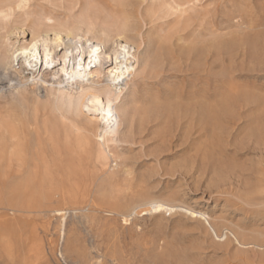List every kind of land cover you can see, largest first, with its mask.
Segmentation results:
<instances>
[{"label": "rangeland", "instance_id": "rangeland-1", "mask_svg": "<svg viewBox=\"0 0 264 264\" xmlns=\"http://www.w3.org/2000/svg\"><path fill=\"white\" fill-rule=\"evenodd\" d=\"M19 1L0 0V264H264L229 233L264 245V0ZM122 27L144 60L126 123L31 86L45 39ZM152 201L175 211L134 212Z\"/></svg>", "mask_w": 264, "mask_h": 264}, {"label": "bare ground", "instance_id": "bare-ground-1", "mask_svg": "<svg viewBox=\"0 0 264 264\" xmlns=\"http://www.w3.org/2000/svg\"><path fill=\"white\" fill-rule=\"evenodd\" d=\"M25 3H27V0H20L19 2H17L18 7H20V6L22 7ZM11 10H13V9L10 6L8 8V11H11ZM3 13H5V12H3ZM78 32H81V30H78ZM54 36H56V38L54 37L55 39L53 38L54 39V40L52 39L53 41H51V40L48 41L47 39H45L43 41V44H45L46 47L42 50V55H41L40 59H43L44 65L47 62L50 64L51 61H50L49 57L51 54L55 53V55H54L55 64L50 68L49 74L47 76L40 74L37 77H32L31 80L29 81L31 86L35 88L38 85H40V86L45 87V88L54 89L57 94L65 95L68 105L74 106L75 108L81 107V105L85 101H89L88 100L89 98L101 100L104 103V107H105V113L104 114L106 115V118L112 116L115 119V122H113L114 129H116L119 126V124L126 123V120H127V117L129 114L127 112L128 110L126 109V105L123 103V101H121L123 90L126 89V86L133 79L137 68L144 63L143 62L144 60L139 58V56L137 54L138 49L140 47V42L137 39L138 38L137 35H134L132 33V30L129 27H122V29L119 32H117L115 35L110 30L103 29V28L99 31H91L89 29H86L83 32V35L82 34L79 35L78 33L74 34L72 32H69L68 33L69 44H67V43L64 44L63 42L62 43L58 42L62 39V36L60 34L56 33V35H54ZM117 42H120L124 47H126V50L128 51V55L126 53L127 51L124 52L125 48L122 51L124 53H126L127 56L125 54L122 55L123 52L122 53L120 52L121 51L120 49L122 47L121 48L119 47V46H121L119 43H118L119 45L117 44L118 45L117 47H119V48L114 50V46L116 47V45H114V44ZM70 43L71 44L74 43L77 46V48L75 47L77 51L73 50L74 47L70 48V46H69ZM61 45H65L66 49L64 48L63 52H57L56 49H58ZM72 46H74V45H72ZM116 50H120V51L118 52ZM114 51H116V52H114ZM114 56L120 57V60L124 59V61H123L124 63L126 62V64L127 63H130V64L129 65H123V62H120V61L117 62L118 61L117 59H116L117 61H115ZM34 60L37 61L38 58L36 57ZM7 67H8V64H5L4 66H0V73L1 72L5 73L7 70ZM49 77H53V79H54L53 82L49 81V79H48ZM63 77H65V79H63ZM102 81H105V84L99 86L98 88H92L90 86V84L95 85V84L101 83ZM63 82L66 83V85H65L66 87H64V88H62L60 86ZM23 83L28 84L27 82H24V81H23ZM54 85H56V87H54ZM87 85L89 87H86ZM112 111H114L113 114H112ZM61 118H63V117H61ZM132 119H133V117H132ZM175 120H177V122L175 123V127H174L176 130L179 127V125L182 121V118H178ZM109 122H110V119H109ZM12 134L15 135V133H12ZM105 134H106L105 128L100 130V135L96 134L97 136H99V138L97 139V142H100V141L104 142L103 138H104ZM94 135H95V132H94ZM0 136H1V134H0ZM84 137L86 138L85 135H84ZM10 141H12V140L10 139ZM14 144H15V141H14ZM105 144H106V142H105ZM17 145L19 146L20 144H17ZM19 147H21V145ZM19 147H17V148H19ZM4 149H5V147H4ZM63 149H64V147H63ZM65 149H66V147H65ZM20 152L22 153L23 151H20ZM20 152L16 153V151H15L16 157H17V154H19ZM10 153H12V152H10ZM24 155L25 154H23V158H24ZM19 157L20 156H18L17 158H19ZM0 158L2 159L1 156H0ZM2 160L4 161V159H2ZM7 163H6V165H7ZM21 168H22V165H21ZM71 172H72V170H71ZM49 193H50V191H49ZM73 197H74V195H73ZM138 209L143 211L142 214H148V213L155 212L158 210H163V211L170 214V213L175 211V206H171L165 202L152 201V202H146V203L138 206L134 210V212L138 211ZM54 213H62V215H64L66 212L63 213V209L59 207L58 209H55ZM208 226L210 227L212 232H214L213 227H211L209 224H208ZM229 233H230L232 239L240 247L244 248L248 245H251L253 248L264 247L263 244H259L256 241L244 243V242H242L241 238H239V236L235 232L229 230ZM214 234H215V232H214ZM215 237H217V235H215Z\"/></svg>", "mask_w": 264, "mask_h": 264}]
</instances>
